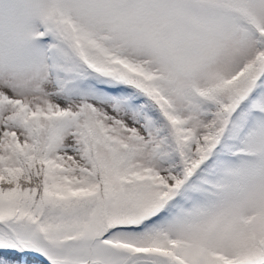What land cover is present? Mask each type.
I'll return each mask as SVG.
<instances>
[{"label":"snow or ice","instance_id":"1","mask_svg":"<svg viewBox=\"0 0 264 264\" xmlns=\"http://www.w3.org/2000/svg\"><path fill=\"white\" fill-rule=\"evenodd\" d=\"M0 264H264V0H0Z\"/></svg>","mask_w":264,"mask_h":264}]
</instances>
